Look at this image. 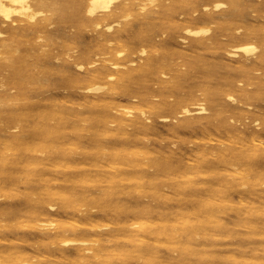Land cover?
<instances>
[{
    "label": "bare ground",
    "instance_id": "6f19581e",
    "mask_svg": "<svg viewBox=\"0 0 264 264\" xmlns=\"http://www.w3.org/2000/svg\"><path fill=\"white\" fill-rule=\"evenodd\" d=\"M73 1L0 0V264H264V0Z\"/></svg>",
    "mask_w": 264,
    "mask_h": 264
},
{
    "label": "rangeland",
    "instance_id": "374dc122",
    "mask_svg": "<svg viewBox=\"0 0 264 264\" xmlns=\"http://www.w3.org/2000/svg\"><path fill=\"white\" fill-rule=\"evenodd\" d=\"M80 1L81 0H78V1H75V2L73 1L70 4L65 5L63 7V12L66 15H72L73 14V11H74L73 4H78ZM178 1H182V0H178ZM221 1H224L225 2L226 7L230 5V1L229 0H221ZM252 3H253L252 5H254V7H256L257 2L256 3L252 2ZM249 11H251V9H249ZM254 14H256V13H254ZM70 20L71 19H66V20H63V21L69 24L71 22ZM53 21H54L55 25L60 23V18H59V16L57 14L54 15V20ZM69 25H71V24H69ZM70 29L73 30V28H70ZM53 41H54V36L51 37L50 39L46 40V42H48V43L53 42Z\"/></svg>",
    "mask_w": 264,
    "mask_h": 264
}]
</instances>
